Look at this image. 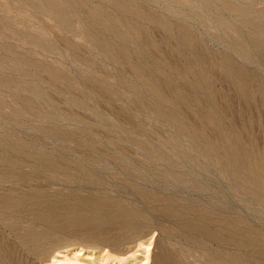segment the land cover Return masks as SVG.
<instances>
[{"label":"rangeland","instance_id":"obj_1","mask_svg":"<svg viewBox=\"0 0 264 264\" xmlns=\"http://www.w3.org/2000/svg\"><path fill=\"white\" fill-rule=\"evenodd\" d=\"M263 162L264 0H0V264H264Z\"/></svg>","mask_w":264,"mask_h":264},{"label":"bare ground","instance_id":"obj_2","mask_svg":"<svg viewBox=\"0 0 264 264\" xmlns=\"http://www.w3.org/2000/svg\"><path fill=\"white\" fill-rule=\"evenodd\" d=\"M258 163H259V162H258ZM263 163H264V162H263ZM249 164H250V163H249ZM251 165H252V164H251ZM251 165H250V166H251ZM258 165H261V164H258ZM262 165H263V164H262ZM245 166H247V165H245ZM255 167H256V166H255ZM255 167H254V169H255ZM262 167H263V166H262ZM246 168L248 169V167H246ZM246 168H245V169H246ZM259 168H260V170H262L260 166H259ZM251 169H252V166H251ZM263 170H264V169H263ZM263 170H262V171H263ZM252 171H253V169H252ZM247 172H248V171H247ZM254 172H255V171H254ZM252 173H253V172H252ZM260 175H262V173H261ZM255 178H256V176H255ZM260 178H261V176H260ZM256 179H257V178H256ZM252 180H253V179H252ZM254 181L258 182L257 180H254ZM258 183H259V182H258ZM261 191H262V190H261ZM67 262H68V261H67ZM67 262H66V263L63 262V264H71V263H69V262H72V263H73L72 260L69 261L68 263H67ZM74 264H75V263H74Z\"/></svg>","mask_w":264,"mask_h":264}]
</instances>
